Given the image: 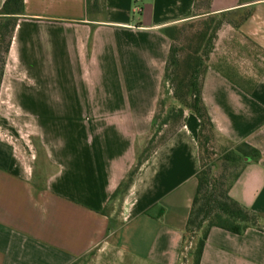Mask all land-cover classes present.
Here are the masks:
<instances>
[{
    "label": "crops",
    "instance_id": "1",
    "mask_svg": "<svg viewBox=\"0 0 264 264\" xmlns=\"http://www.w3.org/2000/svg\"><path fill=\"white\" fill-rule=\"evenodd\" d=\"M136 1L89 14L87 0H25L0 94V264L181 263L201 170L196 113L186 110L113 196L151 137L159 99L176 104L165 30L195 17L196 0ZM211 7L252 11L219 32L203 98L224 144L260 152L244 158L230 195L264 221V0ZM7 118L27 119L29 142ZM201 264H264V229L213 228Z\"/></svg>",
    "mask_w": 264,
    "mask_h": 264
},
{
    "label": "trees",
    "instance_id": "2",
    "mask_svg": "<svg viewBox=\"0 0 264 264\" xmlns=\"http://www.w3.org/2000/svg\"><path fill=\"white\" fill-rule=\"evenodd\" d=\"M105 1L87 0L88 13L100 12L105 6ZM212 1L196 0L195 2L194 16L204 14L206 15L204 19L187 20L166 28L165 32L171 39V47L164 80L176 104L167 111L164 99H159L148 141L152 142L162 132L164 126H168L171 122L173 130L149 153L144 147L136 165L113 196L116 198L129 188L143 162L185 123L186 110L196 113L201 120L199 132L201 170L197 175L198 187L187 221L182 250L195 242L185 257L186 260L191 261V264H201L210 231L215 227L240 235L251 227L264 229L262 216L230 195V189L245 162L244 158L259 157L260 152L248 143L237 144L234 147L224 144L203 98L209 60L216 47L219 32L226 24L238 27L248 19L252 11L243 9L241 12L234 10L215 14L212 13ZM24 9L25 0H6L0 11V94L14 33ZM215 141L221 144L222 167L227 169L219 176L215 173L216 165L212 163L213 152L210 149V146L216 144ZM80 262L81 259L71 264H80Z\"/></svg>",
    "mask_w": 264,
    "mask_h": 264
},
{
    "label": "rangeland",
    "instance_id": "3",
    "mask_svg": "<svg viewBox=\"0 0 264 264\" xmlns=\"http://www.w3.org/2000/svg\"><path fill=\"white\" fill-rule=\"evenodd\" d=\"M135 3H136L135 5L138 6L139 9H140L141 5H142L140 0L136 1ZM138 10L134 13V15L137 16V17H138V14H139ZM205 17H206V15L203 14L201 16L193 17L192 19H190V21H194V20L199 21V19L202 20ZM164 92H165V89H164ZM167 104H168L167 105V111H168V109L171 108V104H170V102L167 103ZM5 121H6V124L3 123L2 124L3 126H6V128L10 129V130L12 128L13 129L14 128H18L21 131V135L23 136L22 140L27 141V142L30 141V133L28 131V121H27V119L7 118V119H5ZM171 130H173V123L172 122L168 126H164L162 132L160 134H158L156 137L154 136L155 138H154V140L152 142H149L150 140L149 141L147 140V143L149 142V144L145 143V145L146 144L147 145L146 146L144 145V147H146L147 153H149L151 150H153V148H155L164 139V137H166L171 132ZM215 142H216V144H214L213 147L210 146V149L213 152V154H212V163L216 165L215 166V169H216L215 173L219 176L220 174L224 173V171L227 170V169H223V167H222L223 155H222V151L220 149L221 144L219 143V141L218 142L215 141ZM144 147L141 149L140 153L145 149ZM194 243L195 242H192V245ZM189 249H190V247L185 250L186 255H187V252L189 251ZM183 259H184V257H183ZM184 260H186V258ZM187 261L189 262V264H191L190 260H187ZM80 264H82V260H81Z\"/></svg>",
    "mask_w": 264,
    "mask_h": 264
},
{
    "label": "built area",
    "instance_id": "4",
    "mask_svg": "<svg viewBox=\"0 0 264 264\" xmlns=\"http://www.w3.org/2000/svg\"><path fill=\"white\" fill-rule=\"evenodd\" d=\"M192 246V243L190 244V245H187L186 247H185V250L186 249H188L189 247H191ZM185 250L183 251V253H182V260H181V264H189V262L187 261V260H184L185 259V257H186V253H185ZM183 257H184V259H183Z\"/></svg>",
    "mask_w": 264,
    "mask_h": 264
}]
</instances>
